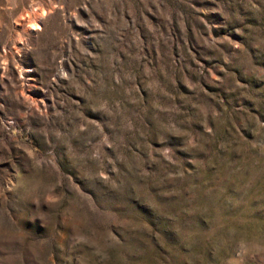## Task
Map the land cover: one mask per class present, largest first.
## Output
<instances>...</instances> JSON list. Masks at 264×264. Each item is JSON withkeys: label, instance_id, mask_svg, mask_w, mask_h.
<instances>
[{"label": "rangeland", "instance_id": "374dc122", "mask_svg": "<svg viewBox=\"0 0 264 264\" xmlns=\"http://www.w3.org/2000/svg\"><path fill=\"white\" fill-rule=\"evenodd\" d=\"M0 264H264V0H0Z\"/></svg>", "mask_w": 264, "mask_h": 264}]
</instances>
